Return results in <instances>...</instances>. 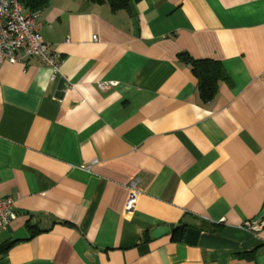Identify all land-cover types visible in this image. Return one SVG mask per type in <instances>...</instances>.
<instances>
[{"label": "crops", "instance_id": "1", "mask_svg": "<svg viewBox=\"0 0 264 264\" xmlns=\"http://www.w3.org/2000/svg\"><path fill=\"white\" fill-rule=\"evenodd\" d=\"M40 11L56 77L0 63V264H264V0ZM180 53L220 61L212 100Z\"/></svg>", "mask_w": 264, "mask_h": 264}, {"label": "built area", "instance_id": "2", "mask_svg": "<svg viewBox=\"0 0 264 264\" xmlns=\"http://www.w3.org/2000/svg\"><path fill=\"white\" fill-rule=\"evenodd\" d=\"M40 12V10L26 12L19 0H0V63L4 60L15 63L37 58L51 69L52 79H54L59 71L61 60L50 45L42 39ZM92 38L95 40L96 36ZM106 84H100V88L105 89ZM134 184V182L130 184L127 209L133 207L137 197ZM15 217L13 199L0 194V230L5 229ZM262 225L264 220L259 218L244 222V226L249 230H258Z\"/></svg>", "mask_w": 264, "mask_h": 264}, {"label": "trees", "instance_id": "3", "mask_svg": "<svg viewBox=\"0 0 264 264\" xmlns=\"http://www.w3.org/2000/svg\"><path fill=\"white\" fill-rule=\"evenodd\" d=\"M25 9L36 11L43 9L49 0H19ZM130 0H108L115 9L125 7ZM178 58L186 63L197 79V90L199 98L206 102L212 100L218 92V84L224 78V70L220 61L212 59H193L187 53H180ZM264 217V216H262ZM32 235L37 234L39 229L33 225L28 226ZM11 243L5 245L7 249Z\"/></svg>", "mask_w": 264, "mask_h": 264}]
</instances>
